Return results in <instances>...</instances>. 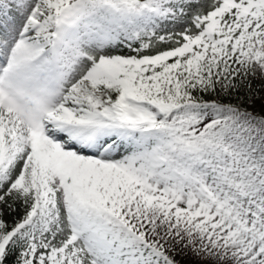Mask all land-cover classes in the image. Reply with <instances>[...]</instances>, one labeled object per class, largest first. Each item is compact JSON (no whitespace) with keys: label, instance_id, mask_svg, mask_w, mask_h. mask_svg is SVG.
<instances>
[{"label":"rangeland","instance_id":"1","mask_svg":"<svg viewBox=\"0 0 264 264\" xmlns=\"http://www.w3.org/2000/svg\"><path fill=\"white\" fill-rule=\"evenodd\" d=\"M76 1L0 0V257L17 234L30 244L28 264H161L159 252L176 264H264V119L245 112L258 99L264 117V79L241 49L246 35H264V0H152L139 13L106 6L65 39L52 20ZM136 24L168 40L161 47L151 35L143 45L171 58L174 96L148 74L152 102L137 95L126 67L143 70ZM196 86L213 100L199 105ZM20 105L40 115L18 123ZM113 129L143 145L104 144ZM12 140L26 146L14 175ZM5 194L28 206L14 216ZM70 240L97 248V261H80Z\"/></svg>","mask_w":264,"mask_h":264},{"label":"trees","instance_id":"2","mask_svg":"<svg viewBox=\"0 0 264 264\" xmlns=\"http://www.w3.org/2000/svg\"><path fill=\"white\" fill-rule=\"evenodd\" d=\"M120 3H125L130 10L137 12L141 10L144 6L147 5V2H141L140 0H79L75 6H68L63 13V17L67 18L72 16V14L76 11L77 7H80L81 4H84L82 9V13H79L82 19H95L94 13L100 12L101 8L105 4L111 5H119ZM88 21V20H85ZM135 33L139 36L140 39H143V36L146 33H142L140 30L135 28ZM141 47V46H140ZM138 46V52L141 54L142 49ZM241 49L243 51V58L245 63L247 64L248 71H250L255 79L263 78L264 79V35L263 32L258 34H249L244 38L241 43ZM151 56V55H149ZM170 60L162 59L156 60L153 63H146L144 66V71L147 74L153 75L155 78H159V76H163V86L164 91L169 96H174L175 91L170 87L168 83V74L170 70ZM170 70V71H169ZM143 76L142 73H137V76L134 80V86L137 90V94L143 97L146 100H151L152 95L144 90L142 87ZM194 97L195 101L200 105H205L206 103L213 100V97L209 92L203 91L201 87H192L189 89ZM222 105H227L226 99L224 97H219L218 100ZM182 104V101L179 100ZM259 103L258 99H253V102L247 104V109L245 112H248L255 117L263 120L264 117L256 113L255 105ZM107 140L114 139L115 141L121 142L123 146L127 149L134 148V145L141 144L139 138L133 133H129L127 136L120 137L115 131L111 134L107 135ZM24 146L20 145L16 141L12 142V147L10 150V155L13 161V165L11 166L12 172L17 168L18 164L21 161V157L23 154ZM5 205L11 210L17 213L20 209L26 208L28 206L26 202V198L22 194H9L5 197L4 200ZM56 203V201H54ZM68 247L75 253L76 257L82 262H90V258L97 257L99 252L92 248L90 251H84L78 243L74 241L68 242ZM149 251V250H148ZM143 253H147V249L142 248ZM32 251L27 241H24L21 237L15 235L13 237L12 242L8 245L7 254L0 258V264H27L31 258ZM158 259L161 264H176L173 262L169 256L164 252L158 253Z\"/></svg>","mask_w":264,"mask_h":264}]
</instances>
